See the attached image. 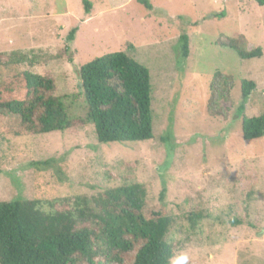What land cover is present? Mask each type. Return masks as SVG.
I'll use <instances>...</instances> for the list:
<instances>
[{"label": "rangeland", "instance_id": "rangeland-1", "mask_svg": "<svg viewBox=\"0 0 264 264\" xmlns=\"http://www.w3.org/2000/svg\"><path fill=\"white\" fill-rule=\"evenodd\" d=\"M0 0V82L30 72L54 82L73 126L63 132L0 138V202L94 196L142 184L164 204L172 226L171 264H264V139L244 142L236 117L242 80L256 88L248 118L264 113V6L254 0ZM220 14L222 16H220ZM77 28L74 40L68 32ZM188 36L187 58L178 39ZM244 37L260 59L239 60L217 46ZM124 52L150 73L153 139L99 144L85 124L78 71L91 60ZM224 75L215 81L214 74ZM212 87V89H211ZM215 96L209 108V99ZM170 129L171 139L162 137ZM57 168L42 170L37 162ZM43 210H62L44 205ZM201 215L192 228L189 217ZM134 251L122 263L133 264Z\"/></svg>", "mask_w": 264, "mask_h": 264}, {"label": "trees", "instance_id": "trees-1", "mask_svg": "<svg viewBox=\"0 0 264 264\" xmlns=\"http://www.w3.org/2000/svg\"><path fill=\"white\" fill-rule=\"evenodd\" d=\"M260 7L264 0H254ZM151 11L149 0H136ZM84 13L91 4L82 0ZM220 16H222L220 14ZM77 28L66 37L74 40ZM180 55L187 58L188 36L178 39ZM217 46L232 50L239 60L260 59L261 48L247 51L244 37L220 42ZM80 95L86 106L84 123L94 128L99 144H131L153 139L151 79L149 70L125 54L113 52L95 58L80 67ZM224 75L214 74V81ZM252 81L242 80L236 117L241 120L244 142L264 139V113L248 118L246 104L255 90ZM212 89V87H211ZM54 82L30 72H19L0 82V138L63 132L73 126L62 98L53 97ZM216 99L211 96L209 108ZM171 139L170 129L161 138ZM42 170L57 168L50 161L37 162ZM59 181L63 175L57 168ZM166 187L153 205L142 184L132 183L107 188L94 196L78 195L51 201L23 200L0 202V264H97V258L122 263L121 256L137 246L133 264H171L173 246L167 241L172 220L164 199ZM54 209L45 212L43 206ZM201 215L189 217L194 229Z\"/></svg>", "mask_w": 264, "mask_h": 264}, {"label": "clouds", "instance_id": "clouds-1", "mask_svg": "<svg viewBox=\"0 0 264 264\" xmlns=\"http://www.w3.org/2000/svg\"><path fill=\"white\" fill-rule=\"evenodd\" d=\"M184 264H187V257H184Z\"/></svg>", "mask_w": 264, "mask_h": 264}]
</instances>
